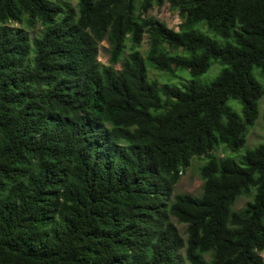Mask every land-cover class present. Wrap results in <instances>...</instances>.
<instances>
[{"label": "trees", "instance_id": "trees-1", "mask_svg": "<svg viewBox=\"0 0 264 264\" xmlns=\"http://www.w3.org/2000/svg\"><path fill=\"white\" fill-rule=\"evenodd\" d=\"M260 118L264 0H0V264H264V140L232 156Z\"/></svg>", "mask_w": 264, "mask_h": 264}, {"label": "rangeland", "instance_id": "rangeland-1", "mask_svg": "<svg viewBox=\"0 0 264 264\" xmlns=\"http://www.w3.org/2000/svg\"><path fill=\"white\" fill-rule=\"evenodd\" d=\"M71 2L76 6L78 0H71ZM145 16L146 18H155L158 21L165 23L169 29L175 31H179V27L182 23V19L180 17L179 12L173 10L170 4H165L163 6H155ZM13 26H17V25L13 24ZM42 30L43 27L38 23L36 24L35 28L28 29L27 31L30 32L31 39H34L41 34ZM210 36L213 38L212 35ZM147 41H148V37H145L144 45L141 48V52L144 57L146 56L148 50ZM99 61L104 65L109 64V45L106 41L103 42L100 46ZM220 71H221V66L219 64H216L212 67L210 72L199 77L197 80L203 84L211 83L218 76ZM176 74L177 75L174 76L168 73L159 72L153 69L152 67L148 66V75L150 81H157L160 84H173L182 87L183 84L187 83V81L192 80L191 76L186 70H179ZM230 104L238 113L241 114V108L237 103L231 102ZM263 140H264V123L262 118H260L255 123V125L249 129L247 134V144L240 151L239 154L234 155L224 146L216 150L214 154L220 158H224L232 154H233L232 156H238L244 154L246 150L253 149L259 144L263 143ZM204 163L205 162L203 158L193 160L192 165L183 172L179 182L175 186L173 193L174 195L189 194L196 197L201 195L203 180L200 176L199 169ZM249 201H251V197H246V196L240 197L234 206V210L236 211L242 210ZM173 221L176 224L177 228L179 229L180 233L184 235L186 227L184 225L179 224L176 219H173ZM184 238H186L185 235ZM261 256L264 258V252L261 254ZM185 264H190V263L186 262Z\"/></svg>", "mask_w": 264, "mask_h": 264}]
</instances>
